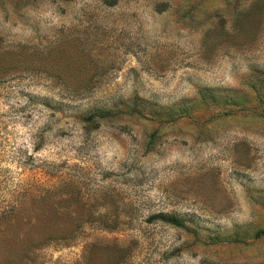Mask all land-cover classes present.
Returning <instances> with one entry per match:
<instances>
[{"label":"rangeland","instance_id":"obj_1","mask_svg":"<svg viewBox=\"0 0 264 264\" xmlns=\"http://www.w3.org/2000/svg\"><path fill=\"white\" fill-rule=\"evenodd\" d=\"M0 264H264V0H0Z\"/></svg>","mask_w":264,"mask_h":264}]
</instances>
